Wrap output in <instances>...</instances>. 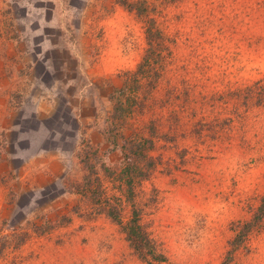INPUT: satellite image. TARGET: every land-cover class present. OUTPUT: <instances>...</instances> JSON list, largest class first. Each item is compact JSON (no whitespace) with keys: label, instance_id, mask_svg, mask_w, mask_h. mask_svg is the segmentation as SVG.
<instances>
[{"label":"rangeland","instance_id":"1","mask_svg":"<svg viewBox=\"0 0 264 264\" xmlns=\"http://www.w3.org/2000/svg\"><path fill=\"white\" fill-rule=\"evenodd\" d=\"M0 264H264V0H0Z\"/></svg>","mask_w":264,"mask_h":264},{"label":"trees","instance_id":"2","mask_svg":"<svg viewBox=\"0 0 264 264\" xmlns=\"http://www.w3.org/2000/svg\"><path fill=\"white\" fill-rule=\"evenodd\" d=\"M146 40L148 48L146 54L143 55L142 61L138 63L136 70L131 74L128 73L129 71H126L122 86L116 89L113 95L111 96L113 101V113L114 115H118V119L120 118L122 119V121H124L129 116L130 112L132 111V108H134V106L136 105L135 96L133 92L139 87V85L142 86V79L148 78L147 72L149 70V67L153 68L154 62H162L163 60V58L159 55L160 52L157 51V47L160 44L158 43L160 37L158 36L157 31L149 29L146 34ZM149 78L151 82L153 76H150ZM136 142V144L132 143L128 147L129 152L132 154H137V152L142 149L145 155L146 151L152 148V140L150 139L139 138ZM126 165L128 166V164ZM140 172L141 174H143V171H139V173ZM143 175L145 176V174ZM85 180V182L88 181L86 178ZM125 182L127 185L128 192L131 187V175H127ZM99 204V206L106 212L109 213L111 211L112 205L110 203L101 202ZM138 221V216H133L132 222L125 226L124 229L127 233V238L130 241L131 245L134 247L135 250L139 252V255L143 256L144 250L150 246V240L148 236L141 230ZM248 225L249 223H246L244 225V229H247ZM148 251H150L153 256L157 257V255H154L155 253L151 248H149Z\"/></svg>","mask_w":264,"mask_h":264}]
</instances>
